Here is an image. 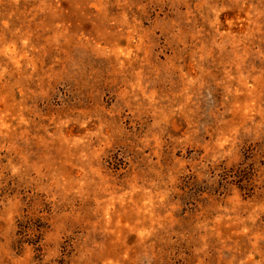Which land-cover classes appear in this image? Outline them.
<instances>
[{
	"label": "rangeland",
	"instance_id": "1",
	"mask_svg": "<svg viewBox=\"0 0 264 264\" xmlns=\"http://www.w3.org/2000/svg\"><path fill=\"white\" fill-rule=\"evenodd\" d=\"M0 264H264V0H0Z\"/></svg>",
	"mask_w": 264,
	"mask_h": 264
},
{
	"label": "trees",
	"instance_id": "2",
	"mask_svg": "<svg viewBox=\"0 0 264 264\" xmlns=\"http://www.w3.org/2000/svg\"><path fill=\"white\" fill-rule=\"evenodd\" d=\"M24 229H28V228H26V227H22V228H20V230H24ZM28 231H31V228L30 229H28ZM26 233V232H25ZM36 235H38L39 234V230H37L36 232ZM22 234H24V233H22ZM26 235V234H25Z\"/></svg>",
	"mask_w": 264,
	"mask_h": 264
}]
</instances>
